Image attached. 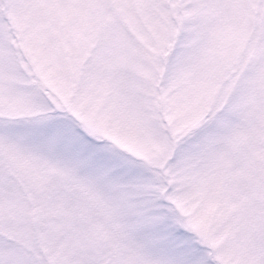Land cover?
<instances>
[{"label":"snow or ice","instance_id":"obj_1","mask_svg":"<svg viewBox=\"0 0 264 264\" xmlns=\"http://www.w3.org/2000/svg\"><path fill=\"white\" fill-rule=\"evenodd\" d=\"M0 264H264V0H0Z\"/></svg>","mask_w":264,"mask_h":264}]
</instances>
